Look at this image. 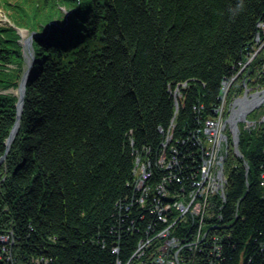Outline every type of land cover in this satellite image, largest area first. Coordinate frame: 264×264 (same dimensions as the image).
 Listing matches in <instances>:
<instances>
[{
    "label": "trees",
    "instance_id": "obj_1",
    "mask_svg": "<svg viewBox=\"0 0 264 264\" xmlns=\"http://www.w3.org/2000/svg\"><path fill=\"white\" fill-rule=\"evenodd\" d=\"M8 4L0 0L1 9ZM17 6L26 25L9 18L13 25L0 26V264H150L155 244H140L172 221L162 222L155 189L196 188L197 131L216 118L222 84L256 35L264 40V0ZM19 26L37 35L35 60L6 149L16 97L2 90L23 71ZM238 150L241 158H226L222 196L210 199L206 226L217 235L199 242L193 264H264V125L241 130ZM191 222L182 220L179 233L191 231L193 243Z\"/></svg>",
    "mask_w": 264,
    "mask_h": 264
},
{
    "label": "rangeland",
    "instance_id": "obj_2",
    "mask_svg": "<svg viewBox=\"0 0 264 264\" xmlns=\"http://www.w3.org/2000/svg\"><path fill=\"white\" fill-rule=\"evenodd\" d=\"M19 1L20 0H9L8 7H3L2 9L0 8V26L4 25V23L10 26L13 25L11 23L12 21H9V18H11V20L14 19L15 21L13 22L26 25L27 19L20 18L17 13V10L20 9L17 6ZM65 12L66 11L64 10V13ZM66 15L67 12L65 13V16ZM37 21L39 20L36 19V22ZM13 29H15L18 35L17 42H19L21 48V53L24 59V67L19 76L17 85L15 87H7L2 91L4 93L6 92L12 94L16 97L14 92L16 91L23 74L25 71H27L28 60H30V69L35 60L33 51V38L37 37V35L34 32L29 33L26 29L21 28L20 26L14 27ZM258 35L259 34H257L255 37V44L257 45L253 46V52L249 53L246 58H244L242 63H238V70L234 71L229 80L223 82L220 103L217 109L214 111L217 115L216 118L214 120L205 121L202 130L197 131V134H202V138H197V142L201 146L202 159L203 157H209L208 161H211V163L209 168L208 166H203V168L200 169L203 175L200 185H202L204 183L203 181L206 179L208 183V189L204 190V198L206 200L204 207L202 206L203 208L200 210V212H197V206L196 209H193L192 206L190 208H188V206L185 208H188V211L193 213L192 217H188V215L186 217L191 219V226L197 225L200 219L202 220L201 223L198 224V227L199 234L201 231L203 236H200L199 238L195 236V243L201 240L203 242L206 234L211 231L209 230L211 227L206 226V224H210L211 222L209 217L210 199H213V197L216 195H220V197L222 196V194H220L218 191L223 187L221 186L222 182L225 181L224 166L227 156L230 157L231 155L236 156L237 158L242 157V154L238 150L239 135L241 130L257 132L263 129L264 52L261 51L262 45L258 41ZM257 58H260L262 64L255 67L254 64ZM236 83H238V86ZM251 86L255 87V89L253 90ZM233 88H237V90L233 91ZM243 112L247 114L244 119L240 117V114ZM164 158L165 157H162V162H159L160 165L165 163ZM205 188L206 186H204L203 189ZM197 198H200V196ZM193 200L194 199H191V202H193L194 205L196 202ZM180 201L183 203L182 205L185 206V200L180 197ZM183 218L184 217L182 216L179 218V220ZM197 219L199 221H196ZM180 225L181 223L178 222L177 224L171 226V236H169L170 239L166 238L167 236L163 239L156 236L152 238L149 237V240L155 244L154 248H152V251L149 249L150 253H148V257L150 264H156L157 262H161L160 264H193L191 261L194 255H191V253L186 257L181 254L180 250H178L179 248L176 247V240H180L179 232L182 230V226L179 229ZM211 232V236L217 235L214 230ZM147 246L149 247V243L145 242L144 246L140 244L139 248H148ZM163 251H165L164 254H162ZM140 254L141 252H139L136 257H141ZM157 258H159L158 261Z\"/></svg>",
    "mask_w": 264,
    "mask_h": 264
},
{
    "label": "built area",
    "instance_id": "obj_3",
    "mask_svg": "<svg viewBox=\"0 0 264 264\" xmlns=\"http://www.w3.org/2000/svg\"><path fill=\"white\" fill-rule=\"evenodd\" d=\"M258 41L262 45L261 51L264 52V40L261 41L259 35H258ZM255 45H257V44H255ZM263 52H262V54H263ZM207 155H208V153H207ZM203 160H204V162L202 161L203 163H202L201 168H203V166H208V168H209L210 167V163H211V161L210 162L208 161L209 157H203ZM168 167H167V169L171 168L170 165H168ZM202 176L203 175L200 172V177L201 178H200V181L197 182L196 188L194 190L188 191L187 193H185V191H181V195H169V192L165 188L164 183H162V184H160V185H158L156 187V189H155L156 192L155 193L159 196V198L163 199V201H164L163 204H162V202L160 203V208L162 209V215L166 216V218L162 219V222L165 223L167 218L168 219H172L171 223H169L168 226L165 229L161 230L156 235V237H160V238L163 239V238H165L167 236L166 238H169V236H171L170 229H171L172 225L177 224L178 221L181 223L182 220L187 219L186 218L187 215H188V217H192L193 213L192 212L190 213V211H188V208H190L191 206H192L193 209H196V206H197L198 207L197 208V212H200V210H202V208L204 207V204L206 202V200L204 198V190L208 189L207 179L205 181H203L204 183L202 185H200L201 184V180H202ZM147 177L148 176L144 172H142V175H141L142 179L140 180V184H139L140 187H142L143 182H144L143 180L146 179ZM205 182H206V184H205ZM225 183H226V181L222 182V184H221V186H223V187L218 191V192H220V194H223ZM204 186H206L205 189H203ZM154 196H152V200L153 201L156 200V197H154ZM198 196H200V198H197ZM180 197L185 200V202H184L185 206L182 205L183 203H181ZM191 199H194L193 201L196 202V203H194V205H193V202H191ZM172 201L173 202L175 201V202H174V204L171 205ZM187 206H188V208L185 209ZM181 210H183V211H181ZM182 216L184 218L179 220V218L182 217ZM201 221L202 220L200 219V221L197 224H200ZM180 232H183V231L181 230ZM179 234H180V240H176V243H175L176 247L179 248L178 250H180L181 254H183L184 256L187 257V256H189L188 254H191L194 251V249H196L198 247V243L202 242V240L201 241H197L196 243H195V241L193 243H191V239H192L191 231H189L187 233V235H185V238L183 237L182 233H179ZM188 237H190V239ZM199 237H200V234L198 232L197 238H199ZM147 243H149V247H151L152 246L151 244H153L152 241H150V240ZM169 246H171V245H169ZM141 249H142V247L139 248L138 251H140ZM164 253H165V251H163L162 254H164ZM158 259L159 258H157V261H158ZM160 263L157 262L156 264H160ZM163 264H167V263H163Z\"/></svg>",
    "mask_w": 264,
    "mask_h": 264
},
{
    "label": "water",
    "instance_id": "obj_4",
    "mask_svg": "<svg viewBox=\"0 0 264 264\" xmlns=\"http://www.w3.org/2000/svg\"><path fill=\"white\" fill-rule=\"evenodd\" d=\"M27 71H25V73L23 74L22 78L19 81L18 87L16 89V91L14 92L16 95V102H15V123L12 127V129L9 132L8 138L6 139V149L9 148V145L11 143V140L13 138V136L15 135L16 131L18 130V121H19V117L21 115L22 112V107H23V97L25 94V84H26V80L28 77V70L30 69V60H28L27 63ZM4 157H2L0 159V163L3 161Z\"/></svg>",
    "mask_w": 264,
    "mask_h": 264
},
{
    "label": "bare ground",
    "instance_id": "obj_5",
    "mask_svg": "<svg viewBox=\"0 0 264 264\" xmlns=\"http://www.w3.org/2000/svg\"><path fill=\"white\" fill-rule=\"evenodd\" d=\"M247 84H248V81H247ZM251 87H252L253 90L255 89V87H253V86H251ZM246 115L247 114L243 112V113L240 114V117H242L244 119L246 117Z\"/></svg>",
    "mask_w": 264,
    "mask_h": 264
},
{
    "label": "snow or ice",
    "instance_id": "obj_6",
    "mask_svg": "<svg viewBox=\"0 0 264 264\" xmlns=\"http://www.w3.org/2000/svg\"><path fill=\"white\" fill-rule=\"evenodd\" d=\"M50 38L53 40L57 39V37L55 35L51 36Z\"/></svg>",
    "mask_w": 264,
    "mask_h": 264
}]
</instances>
